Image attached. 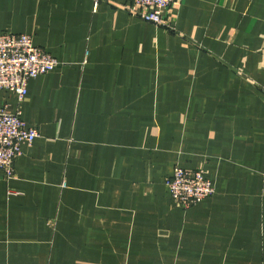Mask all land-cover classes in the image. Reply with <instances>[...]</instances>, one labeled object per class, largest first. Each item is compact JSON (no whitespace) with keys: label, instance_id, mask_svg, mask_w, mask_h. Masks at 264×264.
<instances>
[{"label":"crops","instance_id":"0c3cea01","mask_svg":"<svg viewBox=\"0 0 264 264\" xmlns=\"http://www.w3.org/2000/svg\"><path fill=\"white\" fill-rule=\"evenodd\" d=\"M0 0L59 66L19 103L39 137L0 169V264H264V0ZM201 170L184 207L166 184Z\"/></svg>","mask_w":264,"mask_h":264},{"label":"built area","instance_id":"2783aa9c","mask_svg":"<svg viewBox=\"0 0 264 264\" xmlns=\"http://www.w3.org/2000/svg\"><path fill=\"white\" fill-rule=\"evenodd\" d=\"M98 1V0H95ZM181 0H132L128 10L156 25H167L163 11ZM59 61L34 42L31 34L0 32V90L15 93L19 103L28 94L33 78L47 74L59 66ZM37 127L28 125L20 109L12 111L0 106V169L8 178L14 176L15 161L24 144L39 137ZM166 184L172 199L184 207L195 205L215 193L213 182L201 170L174 168Z\"/></svg>","mask_w":264,"mask_h":264}]
</instances>
